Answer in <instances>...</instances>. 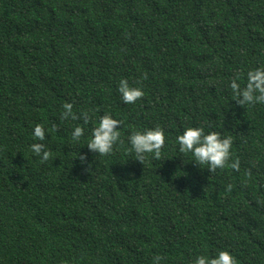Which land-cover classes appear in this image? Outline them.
I'll return each instance as SVG.
<instances>
[{"label": "trees", "instance_id": "obj_1", "mask_svg": "<svg viewBox=\"0 0 264 264\" xmlns=\"http://www.w3.org/2000/svg\"><path fill=\"white\" fill-rule=\"evenodd\" d=\"M261 66L264 0H0V264H194L222 250L264 264V104L238 105L230 86ZM121 79L144 97L125 104ZM65 103L89 123L61 119ZM105 113L123 143L101 156L87 143ZM157 125L161 159L141 164L129 137ZM187 127L231 135L239 171L181 153Z\"/></svg>", "mask_w": 264, "mask_h": 264}, {"label": "clouds", "instance_id": "obj_2", "mask_svg": "<svg viewBox=\"0 0 264 264\" xmlns=\"http://www.w3.org/2000/svg\"><path fill=\"white\" fill-rule=\"evenodd\" d=\"M147 78V73H145L143 79ZM237 79H239V75L232 80L230 86L234 100L238 105L254 106L257 103L264 104V66L248 71L247 83L244 87H241L237 83ZM118 92L121 94L125 104H134L145 95L142 87L130 86L127 79H121ZM63 108L64 111L61 114V119H68L70 117L73 120L83 119L85 125L89 123L90 117L87 112H82L78 117L73 112V104L65 103ZM120 126L121 121L113 118L110 114L105 113L103 116H100L99 124L93 128L92 138L87 143L89 151L98 153L101 156L111 154L117 142L123 143L120 140L121 133L118 130ZM83 135L84 128L77 126L72 132V140L79 141ZM33 136L38 141H45L46 129L43 124L38 123L35 125ZM129 141L131 144L129 151H134L135 160L144 164L147 158L146 154H154L153 159L155 160L161 159L166 136L163 128L157 125L153 129L134 131L130 135ZM177 142L181 153H191L195 157L194 161L200 166L207 165L210 173H215L217 169H224L226 166L239 171L240 162L238 158L229 164L233 145V137L231 135L222 136L218 131H211L205 134L203 127H187L183 134L177 137ZM30 147L31 151L41 158V162H46L51 158L52 153L44 143H33ZM79 159L82 164L86 163L87 155H79ZM248 175H250V171ZM231 189L232 185L229 184L227 190L231 191ZM162 259H165V257L160 255L154 256V264H160ZM194 264H237V260L232 253L222 250L212 258L200 255L195 259Z\"/></svg>", "mask_w": 264, "mask_h": 264}]
</instances>
